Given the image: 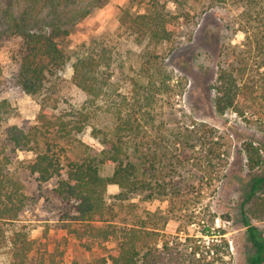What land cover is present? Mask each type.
I'll use <instances>...</instances> for the list:
<instances>
[{
	"label": "trees",
	"instance_id": "16d2710c",
	"mask_svg": "<svg viewBox=\"0 0 264 264\" xmlns=\"http://www.w3.org/2000/svg\"><path fill=\"white\" fill-rule=\"evenodd\" d=\"M108 1L0 0V44L9 35L23 40L12 81L39 105L28 130L7 128V141L15 151L33 154L21 161L20 172L11 169L13 160L0 142V259L6 256L9 264H65L64 251L51 247L48 228L33 235L36 227L26 213L39 199L27 193L24 173L34 177L40 198L51 195L62 204L64 229L81 247L102 245L103 255L74 264H229V240L225 231L215 229L213 219L202 236L182 237V229L166 230L170 220L194 211L205 187L222 179L231 152L218 128L158 110L183 94V88L171 84L174 76L164 58L146 50L133 90L119 101L107 95L108 78L99 80L100 67L108 63L92 54L72 62L74 83L90 95L85 103H68L57 88L58 73L72 58L65 41L73 26ZM231 1L240 8L234 31L244 32L245 40L221 45L212 85L215 107L220 114L233 110L249 122L256 116V126L264 132V0ZM198 18L152 0L144 12L124 8L120 23L139 40L163 43L190 39ZM103 95L109 100L98 103ZM14 113L11 102L0 98V123ZM88 130L100 150L83 141ZM245 152L250 167H259L263 160L253 143ZM191 163L198 166L196 173L188 170ZM107 167L112 168L110 175L103 173ZM263 180H255L252 194ZM111 185L116 193L110 192ZM154 200L166 202V209L151 211L143 205ZM242 215L254 249L249 264H264V235ZM113 240L114 247L103 245Z\"/></svg>",
	"mask_w": 264,
	"mask_h": 264
},
{
	"label": "rangeland",
	"instance_id": "374dc122",
	"mask_svg": "<svg viewBox=\"0 0 264 264\" xmlns=\"http://www.w3.org/2000/svg\"><path fill=\"white\" fill-rule=\"evenodd\" d=\"M151 2L152 0H109L77 22L65 41L72 58L66 67L59 71L57 88L68 103H85L90 95L74 83L72 62L77 56L92 54L101 63H108L100 67L99 80L104 83L108 78L105 84L109 90L107 95L119 101L121 96L128 95L133 90V81L140 73L146 50L164 58L167 70L174 76L171 84L176 90L181 91L183 88V94L174 96L169 105L165 102L164 109L160 106L158 110L166 115H171L170 112L173 111L176 118H181L183 114V120L194 119L218 128L231 152L222 179L212 186L205 187L201 202L192 209L194 211H188L189 214L178 221L170 220L166 230L168 233H177L178 229H182V237L202 236V229L210 225L213 219L215 229L225 231L229 240V264H249V257L254 249L248 239L242 212L246 213L251 224L257 226L264 235V180L252 194L255 180L264 178V132L257 128L254 120L256 116L249 122L233 110L218 113L215 107V91L212 88L217 76L221 45L229 40H232L233 44L241 45L245 40L244 32L234 31L239 25L240 8L232 4L231 0H182L181 5H177L174 0H160L161 3L167 4L171 12L187 11L199 18L190 39L184 36L174 42L148 43L146 39L139 40L135 34L124 29L120 17L124 8L132 12H144ZM41 15H45V12ZM22 50L23 40L17 35H9L0 44V98L9 100L15 107L14 115L7 122L0 123V142L6 146V153L13 160L11 169L17 171L21 161L33 157V154L15 151L14 146L7 141V128L17 125L28 130L35 123L39 111L35 99L12 81L16 59ZM178 81H184L185 86H178ZM108 100L109 98L103 95L98 99V103ZM250 116L246 115L247 118ZM82 139L97 150L102 148L90 135V130L82 135ZM248 143H253L263 160L260 166L254 169L250 167L245 152ZM195 165L196 163L189 164L188 170L196 173L199 168ZM111 172L112 168L107 167L103 173L110 175ZM23 179L27 185V193L34 199H39L38 202H32L30 210L26 213V217L33 221L36 227L34 236L40 235L48 228L51 247L64 251L65 264L89 261L104 254L102 245L97 243L91 250L81 247L78 240L64 229L61 220L62 204L47 193L48 198H40L34 177L23 173ZM56 182L57 179L51 181L47 185L49 189ZM109 190L116 193L118 189L111 185ZM143 205L151 211L157 208L165 210L167 207L166 202L159 200L144 202ZM115 244L113 240L103 245L111 248ZM0 264H9L6 256L1 257Z\"/></svg>",
	"mask_w": 264,
	"mask_h": 264
}]
</instances>
